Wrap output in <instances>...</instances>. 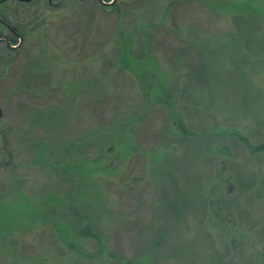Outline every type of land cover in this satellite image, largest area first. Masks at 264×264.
Masks as SVG:
<instances>
[{
    "label": "rangeland",
    "instance_id": "obj_1",
    "mask_svg": "<svg viewBox=\"0 0 264 264\" xmlns=\"http://www.w3.org/2000/svg\"><path fill=\"white\" fill-rule=\"evenodd\" d=\"M3 4L0 264H264V0Z\"/></svg>",
    "mask_w": 264,
    "mask_h": 264
},
{
    "label": "flooded vegetation",
    "instance_id": "obj_2",
    "mask_svg": "<svg viewBox=\"0 0 264 264\" xmlns=\"http://www.w3.org/2000/svg\"><path fill=\"white\" fill-rule=\"evenodd\" d=\"M7 1H9V0H0V3H1V5L3 4V3H6ZM16 1H18L20 4H22V5H24V6H26V5H28V6H34V4H36L39 0H30V1H26V0H16ZM4 5V4H3ZM39 20H40V18H37V20L35 21V22H33V24L32 25H36L37 27H39V26H41V24H40V22H39ZM19 23H22V22H20V21H18ZM31 25V26H32ZM34 25V26H35ZM27 27V29H29V27L28 26H26ZM33 27V26H32ZM3 28L4 29H6V30H8L9 31V33H11V39H9L8 40V45H11L12 44V42L16 39V41L17 40H20V42L19 43H21L22 42V40L21 39H24L23 37H25L24 36V34H27V33H25L24 31H23V29H22V27L21 26H17V25H15V26H11V25H9L8 23H4V21L0 18V41H2L3 40V36L2 35H4V34H2L3 33ZM34 31V29H32V30H28L27 32L28 33H34L33 32ZM21 44H15V46H10V48H15L16 46L18 47V46H20ZM15 49H17V48H15Z\"/></svg>",
    "mask_w": 264,
    "mask_h": 264
},
{
    "label": "trees",
    "instance_id": "obj_3",
    "mask_svg": "<svg viewBox=\"0 0 264 264\" xmlns=\"http://www.w3.org/2000/svg\"><path fill=\"white\" fill-rule=\"evenodd\" d=\"M101 1H103V0H101ZM101 3H103V2H101ZM165 100H168V99H165ZM82 234H83V232H82ZM84 234H85V235H88V236H92V237H94V236L92 235V233H89V232H84Z\"/></svg>",
    "mask_w": 264,
    "mask_h": 264
},
{
    "label": "water",
    "instance_id": "obj_4",
    "mask_svg": "<svg viewBox=\"0 0 264 264\" xmlns=\"http://www.w3.org/2000/svg\"><path fill=\"white\" fill-rule=\"evenodd\" d=\"M26 1H30V0H26Z\"/></svg>",
    "mask_w": 264,
    "mask_h": 264
}]
</instances>
